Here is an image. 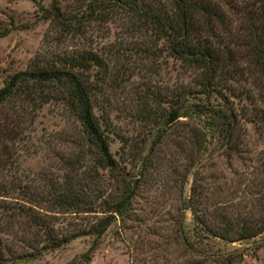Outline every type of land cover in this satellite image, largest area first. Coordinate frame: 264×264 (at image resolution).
<instances>
[{
	"label": "trees",
	"instance_id": "trees-1",
	"mask_svg": "<svg viewBox=\"0 0 264 264\" xmlns=\"http://www.w3.org/2000/svg\"><path fill=\"white\" fill-rule=\"evenodd\" d=\"M30 1L52 27L56 45L71 46L35 56L0 89V264L40 258L78 238H91L92 252L113 224L129 217L138 181L121 175L110 150L111 102L121 99L124 82L142 80L132 92L143 106L148 98L155 106L131 110L157 131L139 176L154 144L178 127L191 150L190 167L211 145L237 150L242 132L264 136L263 1ZM169 66L165 87L153 85ZM48 105L65 128L38 138L36 119ZM43 152H52L57 168L34 174L23 168L25 158ZM190 209L191 231L178 234L185 252L202 259L187 264H236L243 261L238 251L220 255L204 242L231 244L264 233V220L247 226L222 216L219 229L196 201ZM94 214L85 226L61 222Z\"/></svg>",
	"mask_w": 264,
	"mask_h": 264
},
{
	"label": "rangeland",
	"instance_id": "rangeland-1",
	"mask_svg": "<svg viewBox=\"0 0 264 264\" xmlns=\"http://www.w3.org/2000/svg\"><path fill=\"white\" fill-rule=\"evenodd\" d=\"M52 31L32 1L0 0V89L9 76L25 71L35 56L53 51L58 46H71L68 42L56 45ZM169 68L162 69V78L153 85L165 87ZM141 83L139 79L122 83L121 99L111 102L115 110L110 115V150L118 161L121 175L138 181L129 217L113 224L92 252H89L92 239L78 238L61 249L45 252L40 258L15 264H187L201 260L202 257L185 252L178 234L179 230L186 235L191 231L193 215L190 207L193 201H196L199 212L207 214L210 226L219 229L225 224L222 216L229 217L236 224L245 222L247 226L264 220V166L261 162L264 159V136L251 132L244 135L242 132L237 150L211 145L207 151L199 153L190 167L191 150L183 130L178 127L165 135L160 143L154 144L150 163L139 176L140 162L148 154L157 132L151 129L150 121H136L131 117V110H140L143 106L144 99L137 101L132 92L133 87ZM153 107L148 98L143 109ZM58 114L53 105L44 107L39 113L35 125L38 138H54L65 128ZM136 146L141 147L137 149ZM136 150L139 154L134 160L132 155L137 153ZM121 151L125 154L121 155ZM53 161L52 152H43L25 158L23 168L34 174L57 168ZM196 172L200 176L193 199L191 188ZM101 187L105 189V185ZM83 216H65L61 222L64 227H68V222L71 228L85 226L97 215ZM262 241L264 233L248 241L229 244L209 240L204 244L208 250L220 255L238 251L243 255V261L238 260L236 264H264ZM258 245L261 248L255 251ZM253 252L256 257L252 256Z\"/></svg>",
	"mask_w": 264,
	"mask_h": 264
}]
</instances>
